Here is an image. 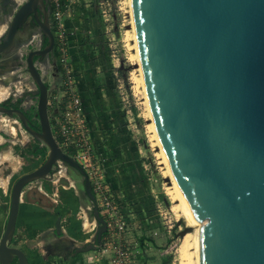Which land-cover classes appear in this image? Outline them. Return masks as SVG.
I'll use <instances>...</instances> for the list:
<instances>
[{
  "label": "water",
  "instance_id": "obj_1",
  "mask_svg": "<svg viewBox=\"0 0 264 264\" xmlns=\"http://www.w3.org/2000/svg\"><path fill=\"white\" fill-rule=\"evenodd\" d=\"M12 0H1L2 11ZM141 61L154 122L191 217L203 227L202 264H264V0H134ZM27 24L46 41L28 52L40 128L21 108L25 130L49 148L45 163L14 184L0 263L30 264L12 247L25 187L61 167L83 178L91 217L102 244L107 223L94 205L91 182L58 143L50 120L49 86L38 63L56 45L48 0H26L0 39V56L12 51ZM30 45V44H29ZM187 228L182 234H187ZM61 233V218L56 222ZM92 243L76 252L93 251Z\"/></svg>",
  "mask_w": 264,
  "mask_h": 264
},
{
  "label": "rangeland",
  "instance_id": "obj_2",
  "mask_svg": "<svg viewBox=\"0 0 264 264\" xmlns=\"http://www.w3.org/2000/svg\"><path fill=\"white\" fill-rule=\"evenodd\" d=\"M48 1L49 6L55 2ZM58 4L67 31L68 63L67 66L61 63L58 48L54 49L49 56L52 67L43 76L49 86L54 116L58 119L53 132L62 145L58 126L62 123L60 113L64 96L71 85L83 101L94 160L104 171L115 212L125 221L127 231L120 235L107 230L102 244H98L97 223L90 228L84 226L83 201L90 200L85 194L83 178L69 168L79 183L78 193L68 179L60 177V167L49 179L25 187L21 217L11 246L23 250L30 264H72L76 257L71 255L76 253L75 250L85 248L89 243L101 253L108 246L127 245L135 250L141 247L137 264H197L194 247L187 252L181 251L182 234L190 226L174 208L176 202L170 194L174 188L173 180L153 132L141 82L130 0H58ZM5 14H9V9L2 11L0 0V21H4ZM51 26L56 36L52 15ZM34 28L35 25L27 24L22 32ZM37 43L24 47L22 56L14 61H6L4 54L0 56V74L9 76L8 81H20L25 90L20 96L0 98V106L8 104L21 108L27 116L32 114L33 125L40 128L36 116L38 99L29 92L36 86L26 64L28 52L38 48ZM45 44L46 41L42 42L40 47ZM13 68L16 71L12 75ZM89 78L92 90L86 89ZM88 97L92 105L91 116L84 105ZM1 115L5 123L13 124L16 132H0L4 137L0 152H9L11 156V160L0 165V240L7 226L14 184L23 175L41 167L49 155V148L33 138L16 115L10 119L6 114ZM63 151L73 156L71 151ZM99 211L106 221V216ZM59 218L61 233L55 229ZM34 219L37 224L30 225L28 221ZM193 232L194 228L187 231ZM172 245L175 248H171ZM95 250L81 255L83 259H78L77 264L92 263L99 256ZM110 260L112 263L111 257ZM14 264H18L17 259Z\"/></svg>",
  "mask_w": 264,
  "mask_h": 264
},
{
  "label": "built area",
  "instance_id": "obj_3",
  "mask_svg": "<svg viewBox=\"0 0 264 264\" xmlns=\"http://www.w3.org/2000/svg\"><path fill=\"white\" fill-rule=\"evenodd\" d=\"M52 19L56 32V48L61 56L60 62L67 66V31L62 24V11L58 0L53 3ZM64 96L60 117L62 123L59 126L62 149L72 152L74 160L85 170L92 191L95 196V206L106 216L108 231L114 230L116 234H124L127 231L126 223L119 219L115 212V202L107 184L104 181V171L96 164L93 157V144L91 141L89 124L83 110V101L76 90L70 85ZM172 228V227H170ZM114 241V240H112ZM114 245V243H110ZM106 245V244H105ZM171 248H175L174 245ZM103 254L112 258L113 264H137V251L130 246H108L103 249Z\"/></svg>",
  "mask_w": 264,
  "mask_h": 264
},
{
  "label": "bare ground",
  "instance_id": "obj_4",
  "mask_svg": "<svg viewBox=\"0 0 264 264\" xmlns=\"http://www.w3.org/2000/svg\"><path fill=\"white\" fill-rule=\"evenodd\" d=\"M26 0H12V3L10 5L9 9V14L6 17L4 16V21H0V39L4 36L11 19L13 17L14 12L16 9L25 2ZM131 8H132V19H133V29H134V36H135V41H136V48H137V55L139 59V64H140V70H141V75L142 79L141 82L144 85V90L146 93V99L148 103V108H149V113L152 119V128L154 135L156 136L160 149L162 151L164 160L167 164V167L169 169V172L171 174L172 180H173V185L174 188L171 190L170 194L173 198V200L176 202L175 205V210L180 211L182 216L185 217L186 222L191 228H194L193 233H187L183 236V241H182V246H181V251L182 252H187L188 249L191 247L196 249V254H197V264H202V241H203V232L205 227L207 225V221H205L203 224H198L197 222L194 221V219L191 217L188 206L186 204L185 198L183 196V193L181 191V188L178 184V181L172 171V168L169 164V160L167 158V155L164 151V148L162 146L161 140L159 138V134L154 122L153 114L151 111V106L149 103V98L147 94V88H146V83H145V77H144V72H143V66H142V61H141V52H140V45H139V38H138V32H137V24H136V16H135V9H134V0H130ZM37 41V45H40V35L36 31H31L27 32V34L20 35L17 39V43L14 47V49L8 53L4 54V59L8 62L14 61L16 58H19L22 56V52L24 51L23 48L28 46L29 44ZM16 66V65H15ZM38 67L40 68L43 76L44 74H47L48 70L51 69V63L49 61V58L45 59L44 61L38 63ZM14 69V68H13ZM16 69V67H15ZM11 71V74L13 75L16 70ZM18 73V72H17ZM9 76L5 74H0V98L3 100H6L10 98V96H20L21 94L24 93V89L21 86L20 81H8ZM10 78V77H9ZM14 78V77H13ZM20 78V77H19ZM28 78V77H27ZM21 80V79H20ZM15 87V88H13ZM12 98V97H11ZM7 119H10V117H7ZM6 120V119H5ZM13 125V124H12ZM10 123H5L2 120V115L0 114V132L5 131L9 132L11 134H15L16 130ZM4 140V137L0 134V143ZM11 160V156L9 152L3 151L0 152V165L4 163L5 161ZM61 164V163H60ZM70 169L67 165L61 164V170H60V177L61 178H66L70 182V186L75 189L76 192L79 193V186L75 180V178L71 175ZM80 195V194H79ZM92 205L93 203L91 201H83V210H84V226L86 228H90V226L94 227L96 225V221L94 218L90 216V211L92 210ZM66 234V233H65ZM76 247V246H75Z\"/></svg>",
  "mask_w": 264,
  "mask_h": 264
},
{
  "label": "crops",
  "instance_id": "obj_5",
  "mask_svg": "<svg viewBox=\"0 0 264 264\" xmlns=\"http://www.w3.org/2000/svg\"><path fill=\"white\" fill-rule=\"evenodd\" d=\"M86 89L87 90H92L93 89V87H92V81L90 80V78L87 79V88ZM86 95H88V93ZM51 101H52L51 100V97L49 96V103H48L49 104L48 105L49 115H50V120H51L52 127L54 126V130H55V128H57V122H58L57 120L58 119L54 116V110L52 108ZM89 101H91L89 97L84 100V105L86 107V110L88 111L87 112L88 115H90L91 114V111H92V105H91V102H89ZM89 112H90V114H89ZM58 128H59V126H58ZM21 211L22 210H21V204H20V210H19V215H18V220H17L18 223H19V219L21 217ZM28 223L30 225H34V224H37V220H35V219L34 220H30V221H28ZM17 227H18V224L16 225V229H17ZM142 250L143 249L141 247L139 249H136L137 254H138L137 257L140 255L139 253H141ZM75 252H76V250H75ZM95 252L98 253L99 256L94 261H92V263H89V264H112L111 263V260H110V256H108L106 254H103V252L101 253V250H95ZM84 254H87V252H84V253H78V252H76L75 254L71 255V257L72 256H75L76 257L75 258V262H73L72 264H77V261H79L78 259H83L81 255H84ZM93 255L94 254H90L89 256H93ZM138 264H140V262H138Z\"/></svg>",
  "mask_w": 264,
  "mask_h": 264
},
{
  "label": "trees",
  "instance_id": "obj_6",
  "mask_svg": "<svg viewBox=\"0 0 264 264\" xmlns=\"http://www.w3.org/2000/svg\"><path fill=\"white\" fill-rule=\"evenodd\" d=\"M50 7H51V10H54V8H55V6H54L53 4H51ZM36 114H37V113H36ZM28 117H29V118L32 117V114H30ZM30 119H31V118H30ZM31 126H32L34 129L38 130V127H37V126H35V125H33V124H32Z\"/></svg>",
  "mask_w": 264,
  "mask_h": 264
},
{
  "label": "flooded vegetation",
  "instance_id": "obj_7",
  "mask_svg": "<svg viewBox=\"0 0 264 264\" xmlns=\"http://www.w3.org/2000/svg\"><path fill=\"white\" fill-rule=\"evenodd\" d=\"M49 8H50V10H51V7H50V6H49ZM51 12H52V10H51ZM45 45H46V44H45ZM45 45H44V46H45ZM44 46H43V47H44ZM54 49H55V48H54ZM53 52H54V51H53ZM53 52H52V53H53ZM52 53H51V54H52ZM3 105H4V106H7V107H11V106H8V104H3ZM12 108H16V107H12ZM38 129H39V128H38ZM57 171H58V170H57ZM54 173H55V172H54Z\"/></svg>",
  "mask_w": 264,
  "mask_h": 264
}]
</instances>
